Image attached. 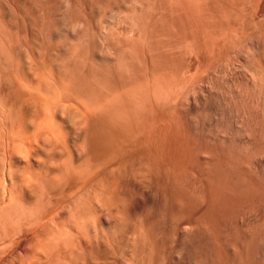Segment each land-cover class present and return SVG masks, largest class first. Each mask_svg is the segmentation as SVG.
I'll use <instances>...</instances> for the list:
<instances>
[{"label": "rangeland", "instance_id": "1", "mask_svg": "<svg viewBox=\"0 0 264 264\" xmlns=\"http://www.w3.org/2000/svg\"><path fill=\"white\" fill-rule=\"evenodd\" d=\"M0 264H264V0H0Z\"/></svg>", "mask_w": 264, "mask_h": 264}, {"label": "bare ground", "instance_id": "2", "mask_svg": "<svg viewBox=\"0 0 264 264\" xmlns=\"http://www.w3.org/2000/svg\"><path fill=\"white\" fill-rule=\"evenodd\" d=\"M15 21V20H14ZM72 22V21H71ZM132 32V31H131ZM79 52V51H78ZM77 53V52H76ZM255 54V53H254ZM44 55V54H43ZM81 56V55H80ZM75 62V61H74ZM78 63V62H77ZM84 63V62H83ZM82 63V64H83ZM81 64V63H80ZM84 65H85V63H84ZM107 70V69H106ZM64 73V72H63ZM74 74V73H73ZM72 74V75H73ZM49 75V74H48ZM94 76V75H93ZM77 78V77H76ZM102 78V77H101ZM68 81V80H67ZM74 81V80H73ZM76 82V81H75ZM82 82V81H81ZM90 82H91V80H90ZM111 84V83H110ZM96 87V86H95ZM67 91V90H66ZM79 96V95H78ZM95 97V96H94ZM70 99V98H69ZM93 103V102H92ZM46 104V103H45ZM231 166V165H230ZM221 170V169H220ZM159 222V221H158ZM133 223V222H132ZM134 228V227H133ZM60 230V229H59ZM66 236V235H65ZM68 236V235H67ZM129 237V236H128ZM72 244V243H71ZM138 244V243H137ZM79 245V244H78ZM148 246V245H147ZM141 248V247H140ZM139 251V250H138ZM60 252V251H59ZM150 252V251H149ZM51 255V254H50Z\"/></svg>", "mask_w": 264, "mask_h": 264}]
</instances>
